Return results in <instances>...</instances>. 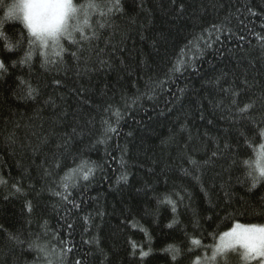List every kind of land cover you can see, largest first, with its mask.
<instances>
[{"label":"trees","instance_id":"trees-1","mask_svg":"<svg viewBox=\"0 0 264 264\" xmlns=\"http://www.w3.org/2000/svg\"><path fill=\"white\" fill-rule=\"evenodd\" d=\"M11 2L0 0V20ZM120 3L91 17L96 38L63 41L62 64L38 51L21 63L27 29L6 20L0 29L13 45L0 38V264H49L33 241L72 248L51 264H192L234 224H264V181L253 188L243 163L264 145V0ZM181 49L186 66L170 74ZM225 89L239 93L236 105ZM103 121L117 132L105 137ZM82 161L94 173L65 192L60 178ZM169 244L180 249L175 261ZM141 247L151 248L143 259ZM216 264L242 261L229 253Z\"/></svg>","mask_w":264,"mask_h":264},{"label":"snow or ice","instance_id":"snow-or-ice-1","mask_svg":"<svg viewBox=\"0 0 264 264\" xmlns=\"http://www.w3.org/2000/svg\"><path fill=\"white\" fill-rule=\"evenodd\" d=\"M45 2V0H33V3L40 4ZM113 10L121 11V3L120 0H115L113 4H99L92 2L89 0L88 3L80 4L79 10L71 17L69 21V26L65 28V38L63 41L67 40L73 44H79L80 40L82 41H90L93 38H96V31L93 29V25L91 23V17L94 14H98L100 16H108L111 15ZM6 17L9 21H15L16 13L14 10L9 9L6 13ZM23 26L27 29V34L29 36V51L25 54V57L20 61L21 63L30 62L33 55L39 52V55L43 58V62L45 64H56L57 62L63 63V54L66 49L64 48L63 42H61L57 38H52L51 40L44 37L33 38L36 29L33 27L31 23L30 16L27 12L23 14L21 17ZM5 19L0 20V29L3 28ZM99 27L103 28L104 24L100 23ZM31 29V31H29ZM88 30L91 31V35L88 34ZM79 33L80 40L76 39V34ZM0 38L5 41V47L8 50H12L13 45L8 41L7 36L0 31ZM258 38H260L258 36ZM203 38H197L196 41L193 42L194 46L198 51L199 49V41ZM264 39V38H260ZM207 44V42H205ZM207 47H211V44H207ZM80 49H78L79 51ZM72 56L76 59H79L77 53L73 52ZM187 61L185 60V51L181 49L179 56L176 58L175 63L170 69V74L180 73L184 67L186 66ZM7 66L4 61L0 59V74L7 72ZM59 84V81L56 82ZM163 84L164 81L159 82ZM159 86V85H157ZM35 89L32 87H28L27 96L32 98L35 93ZM183 91V90H181ZM225 92H231L233 99L232 104L236 105L235 97L239 95L238 92H235L232 89H225ZM254 106L253 104H244L243 107H237V111L240 114H245ZM113 114L116 116L117 124L119 123V119L121 113L119 109H111ZM105 125V137L110 133H116L117 128L114 127L109 121H103ZM261 135L264 136V130L261 131ZM227 147V146H226ZM215 155V153H213ZM255 161H243V163L247 166V176L250 178L252 182V187H256L261 181H264V145H261V148L256 153ZM123 159H121V165H123ZM191 163L196 164L195 160H192ZM59 165H57L58 167ZM95 171V167L93 165H89L87 162H81L80 165L73 169H69L63 177L60 178V183L62 188L67 192L70 185L74 186V181L77 177H82L84 180H87L90 175H92ZM127 174H122L118 177L117 182L127 181ZM0 183H6V181L0 179ZM13 189L15 192H21V188L17 185H13ZM55 195L60 196L63 200H68V195H65L63 192H56ZM182 199V198H181ZM168 204L173 206V211H175V201H173L169 197H165V200ZM28 210L31 211V203L27 205ZM73 207H79L75 203H73ZM85 222H88L89 217H84ZM70 228L71 225H68ZM171 227V224L168 225ZM12 239H16V237H10ZM86 243H99L96 241H86ZM191 245L194 249L201 247V241L195 237H192L190 240ZM29 247L37 248L45 257L49 259V264H51V257L53 253L56 254L58 259H62L64 254L71 252L72 248L65 246L63 249H49L46 244H40L36 241H33ZM137 245L135 243L132 244L133 251L137 249ZM164 251L171 253V258L173 261L177 259L180 255V249L175 245L169 244ZM151 248L148 251H145L142 247L140 248L139 255L140 258L143 259L150 255ZM229 253H235L239 260L242 261V264H264V224H240L236 223L233 227L223 232L219 235L218 240L214 246L211 247V255L205 253L202 257L197 256L194 257L192 264H216L218 257H226ZM76 264H81V261L77 260Z\"/></svg>","mask_w":264,"mask_h":264},{"label":"clouds","instance_id":"clouds-1","mask_svg":"<svg viewBox=\"0 0 264 264\" xmlns=\"http://www.w3.org/2000/svg\"><path fill=\"white\" fill-rule=\"evenodd\" d=\"M6 7L7 12L9 9L15 11V21L22 22L23 14L25 12L29 14L31 23L36 29L34 39L37 37L49 40L57 38L63 42L65 28L69 26L71 17L79 10L80 5L75 0H45L40 4L33 3V0H12ZM6 13L4 19L9 21Z\"/></svg>","mask_w":264,"mask_h":264}]
</instances>
